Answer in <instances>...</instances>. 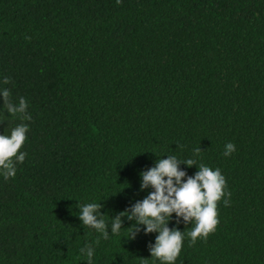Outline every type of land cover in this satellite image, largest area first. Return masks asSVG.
I'll use <instances>...</instances> for the list:
<instances>
[{"label": "trees", "instance_id": "obj_1", "mask_svg": "<svg viewBox=\"0 0 264 264\" xmlns=\"http://www.w3.org/2000/svg\"><path fill=\"white\" fill-rule=\"evenodd\" d=\"M4 88L31 120L0 98V135L28 126L24 162L0 174V264H89L86 245L91 264H161L158 233L140 225L129 239L135 221L118 234L111 222L167 156L226 181L206 238L191 244L194 224L172 214L184 232L174 264H264V0H0ZM94 202L106 240L78 218Z\"/></svg>", "mask_w": 264, "mask_h": 264}, {"label": "clouds", "instance_id": "obj_2", "mask_svg": "<svg viewBox=\"0 0 264 264\" xmlns=\"http://www.w3.org/2000/svg\"><path fill=\"white\" fill-rule=\"evenodd\" d=\"M120 0H117L119 3ZM10 82L5 77L3 84ZM0 98L3 99L4 107L8 114L19 116L24 120H31L27 114V102L24 97L19 98L18 104L11 100L10 90H0ZM28 126L24 123L17 125L10 135H0V174L7 181L16 175V163H23L27 155L19 150L26 140ZM235 151V146L228 143L225 146L224 155L228 156ZM200 148L194 149V156H199ZM189 167L196 165L195 159H187L184 162L175 156H167L156 161L155 166L141 172L140 189H152L148 195L135 202L130 209H125L113 217L111 233L118 234L122 228V217L129 221H135L131 226L132 231L129 239H134L140 231V225L144 226V233H158L155 243L149 245L150 257L158 260L161 264H174L180 254L184 241V232L177 228L169 229L167 226L172 214L175 213L177 223L180 218L185 224H194L191 231L187 232L190 243L195 244L198 238H206L213 232L219 223L217 204L225 196L224 187L226 181L220 170H212L201 163L198 171L193 176H187L185 171L179 169V164ZM185 177H187L185 179ZM228 196L231 193L227 194ZM228 205V200H224ZM101 203H87L80 206L78 215L83 225L88 226L98 233L103 239H108V224L101 217ZM95 243H99V238ZM91 264L94 249L86 245L81 250Z\"/></svg>", "mask_w": 264, "mask_h": 264}]
</instances>
